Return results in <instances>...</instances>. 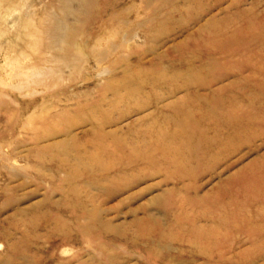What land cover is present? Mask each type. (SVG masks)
<instances>
[{
    "label": "rangeland",
    "instance_id": "1",
    "mask_svg": "<svg viewBox=\"0 0 264 264\" xmlns=\"http://www.w3.org/2000/svg\"><path fill=\"white\" fill-rule=\"evenodd\" d=\"M5 2L21 11L22 20L16 31L7 21L0 24L6 30L0 37V243L5 245L0 264H63L72 254L70 264H144L143 258L145 264H162L159 258L176 264H264V122L251 127L240 150L233 149L241 144L236 141L222 152H190L185 147L192 139H162L159 130L172 132L186 125L174 115L166 117L171 111L153 103L179 85L178 94L167 100L174 109L184 104L211 112L219 107L238 113L250 109L252 121L264 119V0ZM54 27L66 37L59 31L55 36ZM11 56H22L18 62L24 72L32 65L49 70L44 75L48 78L40 83L34 82L37 77L29 79V88L20 93L14 89L20 80L12 75ZM52 57L68 60V66L60 62L57 69ZM139 60V68L131 66ZM100 69L109 72L98 76ZM59 74L65 81H56ZM152 76L171 79L136 90L140 78ZM197 89L205 95L213 92L212 100L196 96ZM221 95L225 99L213 100ZM54 114L59 117L49 122V129L71 127L79 138L70 141L61 133L56 140L34 145L33 134L48 129L41 119ZM87 119L95 126V119L110 124L96 129L89 141L84 131L90 126L81 122ZM58 141L55 148L35 153ZM152 148L164 152L153 154ZM15 159L18 173H8L6 167ZM134 160L141 165L121 174L120 163ZM100 185L108 186V192L96 188ZM85 210L97 212L80 220L71 215ZM105 211L122 230L103 229ZM149 213L163 224V232L147 223ZM155 234L163 239L149 247ZM88 242L96 254L76 256Z\"/></svg>",
    "mask_w": 264,
    "mask_h": 264
},
{
    "label": "bare ground",
    "instance_id": "2",
    "mask_svg": "<svg viewBox=\"0 0 264 264\" xmlns=\"http://www.w3.org/2000/svg\"><path fill=\"white\" fill-rule=\"evenodd\" d=\"M6 1V0H5ZM4 0H0V24L1 23H3V21H7V23L10 25V30H12V31H16L17 30V28L19 27V24L21 23L20 22V20H22L21 19V14H19V12H21V11H19L18 12V9H16L14 6H11L10 5V3L9 4H7L6 2H5ZM71 3V2H70ZM23 4V3H22ZM72 7V6H71ZM76 7H77V5H76ZM76 7H73V8H76ZM83 10V9H82ZM84 11V10H83ZM57 15V14H56ZM54 18H56V16L54 15V17L52 18V19H54ZM60 18V17H59ZM72 18V17H71ZM25 20H27V19H25ZM61 20V19H60ZM59 20V21H60ZM74 20V19H73ZM72 20V21H73ZM52 21H54V20H52ZM58 21V20H57ZM57 21H56V24H57ZM30 22V21H29ZM5 23V22H4ZM6 23V24H7ZM52 23H54L55 24V22H52ZM51 23V24H52ZM50 24V25H51ZM54 24H52V25H54ZM62 24V23H61ZM65 25V24H64ZM64 25H62L63 27H65ZM21 26V25H20ZM32 27V26H31ZM46 29H47V27H45ZM49 29H50V27H49ZM54 29H55V27H54ZM61 29H63V28H61ZM67 29V28H66ZM76 29V28H75ZM3 30H5V29H3ZM2 30V28L0 27V37L1 36H3L2 34H4V33H6V30H5V32ZM9 30V29H8ZM48 30V29H47ZM64 30V29H63ZM43 31V30H42ZM50 31V30H49ZM48 31V32H49ZM55 33H56V35L55 36H57L58 34H57V32L59 31H57L56 29L55 30H53ZM52 31V32H53ZM65 31H67V30H65ZM4 32V33H3ZM47 32V31H46ZM51 32V31H50ZM51 32V33H52ZM61 31H59L58 33L63 37V39H64V37H66V33H65V36H63V33L61 32ZM79 32V31H78ZM43 33V32H42ZM54 33V34H55ZM13 34V33H12ZM48 34V33H47ZM50 34V33H49ZM48 34V35H49ZM75 34H77L76 32H75ZM130 34V33H129ZM134 34V33H133ZM45 35H46V33H45ZM51 35V34H50ZM60 35H59V37L58 38H61L60 37ZM4 36H6V35H4ZM3 36V37H4ZM30 36V35H29ZM46 37H47V35H46ZM73 37V36H72ZM84 37V36H83ZM129 37V36H128ZM31 38L32 37H30V41L32 42V40H31ZM34 36H33V40H34ZM49 38H51V37H49ZM53 38H54V36H53ZM53 38H51L52 40H53ZM58 38H54V39H58ZM71 38V37H70ZM74 38H76L75 36H74ZM80 38V37H79ZM19 39V38H18ZM78 39V38H77ZM139 39V38H138ZM41 40V39H40ZM72 40V39H71ZM70 40V41H71ZM43 41V40H42ZM81 41V40H80ZM35 42V41H34ZM58 42V41H57ZM57 42H55V43H57ZM85 42H86V40H85ZM40 43V42H39ZM49 43H50V41H49ZM83 43H84V41H83ZM87 43V42H86ZM130 44H131V46H132V42H129ZM43 44V43H42ZM45 44V43H44ZM51 44V43H50ZM58 44V43H57ZM56 44V45H57ZM72 44H75V46H76V42L75 43H72ZM129 44V45H130ZM53 45V44H52ZM55 45V44H54ZM85 45V44H84ZM128 45V46H129ZM51 46V45H50ZM49 46V47H50ZM144 46V45H143ZM25 47V46H24ZM32 47V46H31ZM35 47V46H34ZM43 47H45V45L43 46ZM52 47L53 46H51V48H50V50L52 49ZM79 47V46H78ZM88 47V46H87ZM20 48V47H19ZM26 48V47H25ZM24 48V49H25ZM82 48V47H81ZM84 48H85V46H84ZM23 49V50H24ZM31 49V48H30ZM35 49V48H34ZM43 49V48H42ZM54 50H55V47L53 48ZM52 49V50H53ZM78 49V48H77ZM123 49V48H122ZM130 49V48H129ZM15 50L17 51V49L15 48ZM20 50H22V48L21 49H19V51L18 52H21ZM33 50V49H32ZM37 50H38V47H37ZM41 50V49H40ZM44 50V49H43ZM45 50H48V46H47V49H45ZM49 50V51H50ZM59 50V49H58ZM86 50V49H85ZM143 50H144V47H143ZM9 51V50H8ZM31 51V50H30ZM75 51H76V49H75ZM74 51V52H75ZM79 51V50H78ZM82 51V50H81ZM84 51V50H83ZM87 51V50H86ZM101 51H103V49H101ZM17 52V53H18ZM23 52H25V50L23 51ZM34 52V51H33ZM33 52H32V54H33ZM38 52V51H37ZM48 52V51H47ZM47 52H43V53H47ZM107 52V51H106ZM128 52H130V50L128 51ZM128 52H126V50H125V53H128ZM10 53V52H9ZM22 53V52H21ZM20 53V54H21ZM29 53V52H28ZM49 53V52H48ZM70 53H72V52H70ZM69 53V55L68 56H70L71 54ZM80 53V52H79ZM85 53H88V52H84V54ZM104 53V52H103ZM19 54V55H20ZM24 54V56L23 57H26V53H23ZM50 54H52L53 55V53H50ZM75 55H76V53H74ZM83 54V53H82ZM89 54V53H88ZM107 54V53H106ZM129 54V53H128ZM127 54V55H128ZM10 55V54H9ZM33 55H35V54H33ZM36 55H37V53H36ZM47 56H48V54H46ZM78 55V54H77ZM102 55V54H101ZM100 54H99V56H101ZM30 57V60H31V56H30V54H27V57ZM50 56V55H49ZM53 56H55V52H54V55ZM58 56V55H57ZM74 56V55H73ZM87 56V55H86ZM103 56V55H102ZM7 57H9V56H7ZM13 56H11V58L10 59H14V58H12ZM15 57V56H14ZM17 57H18V54H17ZM27 57L26 58H24L25 60H27ZM29 57H28V59H29ZM41 57V56H40ZM51 57V56H50ZM88 57V56H87ZM129 57V56H128ZM33 58H35V56L33 57ZM38 58V57H37ZM55 59V61H56V64H57V61H58V63H59V65H55V67L56 66H60V64L61 63H63L64 65L66 64V62H68V60L64 63V60H63V62H61V60H62V58H64L63 56H62V58H59V57H52L51 59H50V61H53L54 59ZM66 58V57H65ZM68 58V57H67ZM72 58H74V57H72ZM89 58V57H88ZM98 58H100V57H98ZM5 59V58H4ZM20 59H23L22 58V56L20 57ZM20 59H14L10 64V66L11 67H13V69H15V73H13L12 75H14L15 77H16V79H19L20 81H18L16 84L17 85H15V87H14V89L15 88H18V89H20L19 90V92L21 91L22 92V88L27 84V83H29L28 82V80L29 79H33V78H36L37 77V82L36 81H34L35 83H40L41 81H44V80H42V79H46V78H48L47 76H46V78H45V76L44 75H47V73H49L48 71H45V70H43V69H40L39 68V64L40 63H42V60H41V62H39V64H38V61H37V63L36 64H38L39 66L37 67H33V66H35V65H32V68L31 69H29V70H27L26 72H24L22 69V67L23 66H21V64L18 62ZM48 59V58H47ZM53 59V60H52ZM69 59V58H68ZM79 60H80V58H78ZM86 59V57L84 58V60ZM8 60V59H7ZM76 60H77V58H76ZM76 60L74 61V63L76 62ZM82 60V59H81ZM80 60V61H81ZM84 60H82L83 61V63L85 62H87V60L86 61H84ZM24 61V60H23ZM44 61V60H43ZM48 61V60H47ZM89 61V60H88ZM61 62V63H60ZM73 62V61H72ZM132 62V61H131ZM46 63V62H45ZM80 63H82V62H80ZM84 63V64H85ZM26 64V63H25ZM43 64V63H42ZM79 64V63H78ZM27 65H28V62H27ZM50 65H53V64H50ZM140 65H141V60H139V61H137V62H135V63H133L131 66L132 67H134V68H139L140 67ZM7 66H8V63H7ZM7 66H6V68H7ZM29 67H30V65H28ZM65 66H68V64H66ZM82 67H83V65H81ZM47 67V66H46ZM50 67H52V66H50ZM62 67V66H61ZM5 68V67H4ZM39 68V69H38ZM57 68V67H56ZM81 68V67H80ZM58 69V68H57ZM61 69V68H60ZM82 69V68H81ZM7 70V69H6ZM12 70V69H11ZM62 70H63V68H62ZM66 70V69H65ZM85 70H86V68H85ZM51 71H53L52 69H50V72ZM55 71H57V70H55ZM9 72V71H8ZM13 72V71H12ZM54 72V71H53ZM70 72V71H69ZM83 72V71H82ZM109 71L108 70H99L98 71V76H101V75H103V74H107ZM52 73V72H51ZM50 73V74H51ZM55 73V72H54ZM58 73H59V71H58ZM11 74V73H10ZM9 74V75H10ZM90 74V73H89ZM56 75H58V74H54V76H56ZM63 75H64V73H63ZM63 75H61V74H59V76H58V78H56L57 80L56 81H59L60 79H62V76ZM70 75V74H69ZM81 75V74H80ZM91 75V74H90ZM14 76H13V78H14ZM49 76V75H48ZM54 76H52L53 78L52 79H54ZM60 76H61V78H60ZM42 77H44V78H42ZM12 78V77H11ZM12 78V79H13ZM39 78H41V79H39ZM50 78H51V75H50ZM81 78V77H80ZM80 78H79V80H80ZM6 79V78H5ZM39 79V80H38ZM51 79V80H52ZM65 79V78H64ZM64 79H62L63 81H65ZM170 79L171 78H165V77H154V76H152L150 79H148V78H140L137 82H136V84H137V91H139L140 89H142L143 87H145V85H151V86H157V85H160V84H163V85H166V84H168V82L170 81ZM1 80V79H0ZM4 79H2V82H4L3 81ZM48 80V79H47ZM47 80H45L46 82H47ZM51 80L49 81V82H51ZM60 81L59 82V84L60 83H62L63 81ZM69 80V79H68ZM54 81V80H53ZM54 82L56 85H59L58 84V82ZM70 81V80H69ZM85 81V80H84ZM1 82V83H2ZM88 82V81H87ZM6 83V82H5ZM9 83V82H8ZM12 83H14L13 81H12ZM48 83V82H47ZM54 83H53V85H54ZM3 84V83H2ZM11 84V83H10ZM46 83H44L43 85H45ZM5 85V84H4ZM27 85H29V84H27ZM30 85H33V84H30ZM41 86H42V83L40 84ZM1 86V85H0ZM12 86H14V85H12ZM48 86V85H47ZM50 86H52V84L50 85ZM50 86H48L49 88H50ZM55 86V85H54ZM78 86V85H77ZM107 86V88H110V89H112V83L111 82H108V84L106 85ZM4 87V86H3ZM27 89L29 88V87H27V86H25ZM39 87V86H38ZM43 87V86H42ZM48 87H47V90H48ZM35 88V87H34ZM52 88V87H51ZM50 88V89H51ZM181 87L178 85L176 88H172L171 90H169V91H167V92H165V93H163V95H161V97L160 98H157L156 99V101H154L153 103H155V107H159L160 109L162 108V109H168V110H170L171 111V113H169L166 117H168L170 114L171 115H174L175 117H177L180 121H182V122H184L185 123V128L184 129H177V130H175V131H172V132H163V130H159L158 132L161 134V136L163 137L162 139L163 140H165V141H168L169 139H172V138H176V137H187V138H189V139H192V142H193V144H189L188 146H186L185 147V149L186 150H188V151H190V152H192V151H194L195 149H197V148H200V149H202V152H222V151H225L224 149L228 146V145H232V147H234V142H236V141H240L241 142V144H239V146H236L235 145V147L233 148V149H235V150H240L241 149V147H242V142H244L243 140H244V138L250 133V129H251V127H253V128H255L256 127V125H259V124H262L263 122H264V119H262V118H260L259 120H255V121H252L251 119V117H252V115L253 114H255V113H253L252 111H250V109H249V111H247V112H241V113H238V112H234V111H232V112H230L229 110H227V109H224V108H218L217 110H216V112H211V111H209V110H207V109H205V108H203V106H201V105H196V104H184V105H182V106H180V107H177V108H175L174 109V105H172V103L171 102H167V100L169 99V98H172V97H175L177 94H178V92H179V89H180ZM38 89V88H37ZM40 89V88H39ZM24 90H26V89H24ZM36 90V89H35ZM109 90V89H108ZM16 91V90H15ZM18 91V90H17ZM38 91V90H37ZM45 91V90H44ZM223 91V88H220L219 90L217 89L216 90V94H218V93H221ZM20 92V93H21ZM29 92H30V90H29ZM195 92V95L196 96H198L199 98H201V99H203V100H205V101H210V100H212V99H210V96H211V98H213V96H214V94L213 95H211V94H202L201 92H199V90L197 89V90H195L194 91ZM23 93V92H22ZM36 93V92H35ZM23 95V94H22ZM1 97L3 96L4 97V95H0ZM26 96H28V94L26 95ZM24 97V96H23ZM66 97V96H65ZM225 96L224 95H221V96H217V98H214L213 100L214 101H217V102H219V101H222L223 99H225L224 98ZM2 99V98H1ZM0 99V100H1ZM5 99V98H4ZM11 99V98H10ZM61 100V99H60ZM12 101V100H11ZM6 102V101H5ZM13 102V101H12ZM52 103V102H51ZM18 105V104H17ZM51 105V104H50ZM75 105H78V104H75ZM209 105V104H208ZM68 106V105H67ZM148 105H144V106H142V107H139L140 109L141 108H146ZM47 107V106H46ZM69 107V106H68ZM158 108V109H159ZM252 110V109H251ZM58 111V110H57ZM50 114V113H49ZM49 114L47 115V116H49ZM59 116H57L56 114H54V115H52V116H50V117H46V118H43V119H41V121H40V124H42V127L46 124V126L48 125V127H46V128H48V129H46V130H44V131H42L41 130V134H39L40 133V131H38L39 133L37 134V133H34L33 134V136L30 138L31 140H32V143H34V145H40L41 143H43V142H48V141H50V140H56V138L61 134V133H64L65 134V136H66V138H67V140H70V141H73V140H77L78 138H79V136H78V134H76V133H74L73 132V129L71 128V127H69V128H67V129H65V130H56V129H49V122H51V121H53V120H55L56 121V119L55 118H58ZM61 117V116H60ZM165 117V118H166ZM122 118V117H121ZM61 119V118H60ZM60 119H58V120H60ZM96 120V122L98 123V125L97 126H95L94 125V123H92V122H95L94 120L92 121V120H82L81 122L82 123H85L86 122V124H88L90 127H89V129H86L85 131H84V136L87 138V139H89V141L90 140H93L92 139V137L94 136V133L96 132V129H102L103 130V128H106L107 126H108V124H110V122H106V121H99V120H97V119H95ZM39 121V120H38ZM54 121V122H55ZM61 121V120H60ZM54 122H53V125H54ZM48 123V124H47ZM56 123V122H55ZM58 124H59V121H58ZM57 124V125H58ZM33 125V124H32ZM37 125V124H36ZM39 126V125H38ZM55 126V125H54ZM66 126V125H65ZM31 127V126H30ZM58 127H59V125H58ZM40 128H41V125H40ZM62 128V127H61ZM38 129V128H37ZM45 129V128H44ZM60 129V128H59ZM64 129V128H63ZM31 130H33V129H31ZM35 132H36V129L34 130ZM32 132V131H31ZM30 135H32V134H30ZM28 138V139H29ZM30 143V142H29ZM32 143H31V146H32ZM59 141L58 142H54V143H52V144H49L48 146H45V147H42V148H40V147H38L36 150H35V153H41V152H43V151H45V150H51V149H53V148H55L56 146H58L59 145ZM38 145V146H39ZM227 150V149H226ZM151 151L153 152V154H155V152H164L163 151V149H154V148H152L151 149ZM89 154V153H88ZM37 155V154H36ZM2 156H4V154L2 155V153H1V158H2ZM6 156V155H5ZM195 156H197V155H195ZM79 157V156H78ZM15 158V157H14ZM3 159V158H2ZM1 159V160H2ZM17 159H20V158H17ZM0 160V161H1ZM139 162L140 161H137V160H134V161H132L130 164H128V165H124V164H121L120 163V165H119V169H120V171H121V174L124 172L125 173V170L126 169H128V168H132V167H134V166H139V165H141V164H139ZM12 166L11 167H6V169L8 168V173H12L13 171L15 172L16 171V173H18L17 172V167L19 166V161L18 160H12V162L10 163ZM98 165V164H97ZM30 168V167H29ZM25 169V168H24ZM27 169V168H26ZM33 169V168H32ZM31 169V170H32ZM29 170V169H28ZM26 171V170H25ZM133 171H134V169H133ZM13 172V173H14ZM24 172V171H23ZM12 173V174H13ZM25 173V172H24ZM99 173V172H98ZM26 174H27V172H26ZM9 176V175H8ZM10 177V176H9ZM56 178V177H55ZM109 179V177H104L103 178V180H108ZM37 181V180H36ZM134 182V181H133ZM38 183V182H37ZM41 183V182H40ZM135 183V182H134ZM133 183V184H134ZM132 184V185H133ZM41 185H42V183H41ZM91 186V185H90ZM92 186H94V185H92ZM96 187V186H95ZM120 187V186H119ZM128 186H125V187H122V188H118L117 189V191H119V192H123V190H125L126 188H127ZM47 188V187H46ZM96 188H102L103 189V192H108V190H109V188H108V186H102V185H100V187H96ZM39 190V189H38ZM50 190V189H49ZM55 191H53V193H54ZM50 193H52V191H50ZM111 193H109V194H106L108 197H111L112 195H110ZM129 196V195H128ZM133 199V198H132ZM159 200V198L157 197V198H155V200ZM126 200V199H125ZM54 203L55 204H59L60 203V201H54ZM31 207H33V209H35V207L34 206H31ZM25 211V210H24ZM97 212V211H96ZM96 212L95 211H89V210H85V211H83V212H81V213H76V212H71V215L73 216V217H75L76 219H78V220H80V219H87V218H90V217H92L93 215H95L96 214ZM109 211H105L104 212V214H106V216L104 217V219L102 220V227H103V229L104 230H106V231H115V230H122V226H120L119 228L118 227H116V226H114V222H113V219H111V218H108V216H107V213H108ZM128 212V211H127ZM150 214V213H149ZM150 215H152V214H150ZM147 220H148V224H151L152 226H154V227H156V228H158L159 230H160V232H163V229H164V227H163V224L160 222V221H158V220H156V218H154V216L152 215V216H148V218H147ZM137 224H139V223H137ZM75 229H80L81 228V226L80 225H76L75 227H74ZM162 237H159L158 235H156L155 234V236H154V239L152 238V240H153V242H155V243H153V242H151V243H149V247H152L151 245L152 244H155L154 246H157L158 244H159V242L163 239H161ZM89 240V239H88ZM91 241V240H90ZM91 242H93V241H91ZM91 242H88V245H87V248L86 249H83V248H79V250H78V255H76V256H80V254L82 255L84 252H87V251H89V253H93V254H96L95 252H96V250H91L92 249V245L90 244ZM95 243V242H94ZM97 243V242H96ZM97 245V244H96ZM153 246V247H154ZM4 248H5V245L3 244V243H0V250H4ZM164 248L165 249H167V248H169V247H167V245L166 246H164ZM65 249V248H64ZM163 250V249H162ZM64 252H68L67 250H64ZM102 253V252H101ZM53 254L54 255H56V252L54 251L53 252ZM70 254V253H69ZM72 254V253H71ZM99 255H100V252L98 253ZM225 254V253H224ZM224 254L223 253H220V257L219 258H222V259H224ZM149 255V254H148ZM152 256V255H151ZM159 256V255H158ZM74 257H75V255H74ZM73 257V254H72V256H71V258L70 259H68L67 258V260H65V258H63V261H61V263H63V264H70L71 263V261H73L72 259L74 258ZM101 258H102V255L100 256ZM149 257H150V255H149ZM76 258H80V257H76ZM141 258H143V257H141ZM209 260L210 261H214L215 259H214V257H213V254H210L209 255ZM208 258L206 259V260H208ZM74 260H76V259H74ZM79 260V259H78ZM81 260V259H80ZM159 260H160V262L162 263V264H176L174 261H171V260H167L166 258H159ZM141 261H143V263L145 264L146 263V260H144V258H143V260H141ZM150 261V260H149ZM158 261V260H157ZM150 262H152V261H150ZM156 262V261H155ZM196 262V261H195ZM257 261H254V260H252V261H250V262H248V263H252V264H254V263H256ZM78 263H80V261L78 262ZM228 263V262H227ZM80 264H87L86 262H83V261H81V263ZM151 264V263H150ZM229 264V263H228ZM244 264H247V263H244Z\"/></svg>",
    "mask_w": 264,
    "mask_h": 264
}]
</instances>
